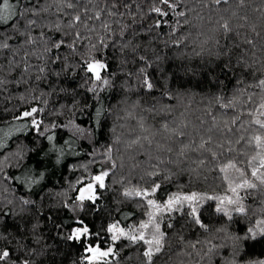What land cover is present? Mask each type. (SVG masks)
<instances>
[{
	"label": "snow or ice",
	"instance_id": "obj_1",
	"mask_svg": "<svg viewBox=\"0 0 264 264\" xmlns=\"http://www.w3.org/2000/svg\"><path fill=\"white\" fill-rule=\"evenodd\" d=\"M10 85L30 93L18 97L23 103L46 106L52 92L71 96V117L80 113V122L46 124L45 107L11 116L0 109V124L13 122L0 127V149L14 134L27 141L14 153L17 167L29 154H54L60 165L80 141L101 167L81 165L74 195L56 193L58 204L50 206L43 189L35 199L0 201V264H125L132 259L121 255L126 248L135 264H213L221 248L228 249L223 264H264L251 251L264 246V0H0V101ZM113 89L122 93L113 97L115 118L134 121L127 137L109 122L112 106H103ZM45 165L38 159L37 171L21 179L4 175L0 163V175L32 192ZM213 173L222 194L161 193L165 182L183 189ZM132 201L143 211L130 225L106 219L94 229L86 219L111 217L119 211L113 203ZM207 212L221 218L220 227L211 228ZM225 221L243 227L230 231ZM192 226L209 238L189 241Z\"/></svg>",
	"mask_w": 264,
	"mask_h": 264
},
{
	"label": "trees",
	"instance_id": "obj_2",
	"mask_svg": "<svg viewBox=\"0 0 264 264\" xmlns=\"http://www.w3.org/2000/svg\"><path fill=\"white\" fill-rule=\"evenodd\" d=\"M70 80L74 83H80L83 82L79 80L78 76L71 77ZM10 91L5 93V98L3 101H0V109L8 108L9 111L5 112L6 116H11L16 109H22L27 108L31 106H40L45 107V123H49V121H56L59 123L60 121H64L65 123L69 120V118H77V122L79 121L80 113H76V117H71V113L69 112V101L71 100V96H65L63 93H57L52 92L50 95L45 97L44 99H47V105L45 106L42 102L34 101L32 103H23L21 102L18 97L21 95L29 96V92H25L22 90V88H12L10 85ZM47 90V89H46ZM84 87L77 88L76 91L83 93ZM120 91L118 89H113L109 93H107V99H104L103 106L105 108H108L109 105L112 106V109L110 111H113V115L109 117V122L116 126V134L122 135L124 137H127L129 128L134 124V121L125 120V119H116V112L119 111L117 107V101L113 99V97L121 95ZM104 94H102L103 96ZM8 97H11L9 100ZM199 97H197V100ZM195 103V102H194ZM55 111L58 113L57 115H50L49 113ZM122 116L123 113H120ZM84 119L89 121V124L91 123V118L88 116H85ZM161 117L157 116L155 120H151L149 117L150 122L156 123L159 121ZM13 122H10L9 120H5L2 124H0V127H3L5 130H8L11 127V124ZM58 136L62 139H68L69 133L66 130H57ZM31 135V133H29ZM105 136L107 137L108 141L110 142L111 134L105 133ZM19 141V143H18ZM27 141L24 139L23 134H14L11 139H8L6 141V147L3 149H0V163H3L5 166L4 168V175H12L15 174L16 176L21 177L23 179L24 176L34 174L37 171V160L38 159H44L46 161L45 169H39V171L44 172L45 179L41 181L39 185H34L32 192H28L27 187H20V181L19 180H5L2 175H0V201H6L8 199H12L14 203L16 202V199L20 197L21 195L27 194V196L35 199V196L32 195V193H39L41 189H43L42 195L45 197V199H48L49 197H52L50 201V206L58 204L60 197H57L56 193L64 192L65 190L68 191V196L74 195V193L70 190V185L75 182V178L79 177L83 174V168L81 165H88L89 171H94L101 167L100 164L97 163H91L92 157L88 155V147H85L81 149V144L86 143L84 141L78 142L74 149L73 154L66 155L60 165L55 164V157L54 154L49 157H33L31 154H29V158H26L24 161L21 162L20 166L17 167L16 158L14 156V153L16 149L20 146L22 143H26ZM104 140L101 139V150L104 144ZM44 141H41V144H44ZM90 147V146H89ZM79 152V155H76L74 153ZM97 159H99V156H97ZM51 165V166H49ZM73 168H76L78 170L74 171ZM26 169L28 171H26ZM215 174H211L209 176V181L207 183H191L184 186L183 189H181L177 182L168 183L165 182L162 185L161 193L164 195H167L172 192L177 191H188L191 189L192 191H209V192H216V193H223V185L218 180H213V176ZM179 184H183V178H181L178 182ZM114 188H119L118 185L113 186ZM161 193H158L157 195L160 196ZM111 195V194H109ZM40 203V201H38ZM103 204L105 207L108 206V199L105 198L103 201ZM113 209L119 208V211H114L111 217L107 216H99V214L89 215L86 219L89 222L90 226H92L94 229H102L105 220L107 219L109 222L114 219H122L123 223L126 224H132L134 221L137 220V218H142V209L138 208L134 201L132 202H125L122 204H115L113 203L111 205ZM206 208L209 207L208 205L205 206ZM12 209V205H7L5 207V211H9ZM47 211V209H45ZM132 213L131 219H123L124 216L128 213ZM63 215L71 216V213H63ZM80 215H83L82 213ZM221 218L217 216L214 213L207 212L205 213V220L211 222V228L220 227L221 225L217 223L218 220ZM13 221L20 222L18 217H13ZM22 223V222H21ZM72 221L69 220V225H71ZM4 221L0 220V232L3 231ZM225 226L229 227V230H237L239 231L243 227V223L240 225H237L233 222H227L225 221ZM16 233L14 230L10 228L8 233V239L12 240L13 236H15ZM101 235L103 237H106L107 234L102 231ZM185 236L186 238L194 242L196 239L204 240L208 239V234L203 233L202 230L197 228L196 226H192L185 230ZM213 242H219L218 240H214ZM5 243L4 240H0V244ZM123 243V242H122ZM175 246V245H174ZM219 256H213V264H217V261L220 262V264H223V260L225 259V252L228 251V249L221 248ZM253 253V256L256 258L264 257V246H258L255 249L251 250ZM125 253L128 254L129 257H132V259H128L125 261V264H135V253L132 251L131 248H126L121 251V255H125ZM227 258H230V254ZM180 259V257H178ZM193 259H198L194 257Z\"/></svg>",
	"mask_w": 264,
	"mask_h": 264
}]
</instances>
